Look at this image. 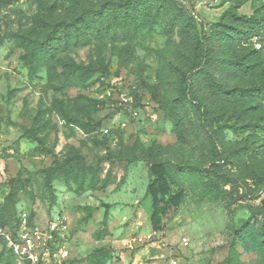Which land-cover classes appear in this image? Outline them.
Listing matches in <instances>:
<instances>
[{
  "label": "rangeland",
  "instance_id": "obj_1",
  "mask_svg": "<svg viewBox=\"0 0 264 264\" xmlns=\"http://www.w3.org/2000/svg\"><path fill=\"white\" fill-rule=\"evenodd\" d=\"M77 1L0 0V225L60 214L77 264H264V0Z\"/></svg>",
  "mask_w": 264,
  "mask_h": 264
},
{
  "label": "built area",
  "instance_id": "obj_2",
  "mask_svg": "<svg viewBox=\"0 0 264 264\" xmlns=\"http://www.w3.org/2000/svg\"><path fill=\"white\" fill-rule=\"evenodd\" d=\"M254 47L261 49L256 39ZM105 96L111 98L112 90L107 89ZM117 99L121 104L131 102L126 93H120ZM108 132L107 128L103 130L104 134ZM71 237L70 224L60 214L49 217L45 224H37L27 212H21L15 227L0 228V239L17 264H77L72 255ZM182 245L188 246V241L182 239Z\"/></svg>",
  "mask_w": 264,
  "mask_h": 264
},
{
  "label": "trees",
  "instance_id": "obj_3",
  "mask_svg": "<svg viewBox=\"0 0 264 264\" xmlns=\"http://www.w3.org/2000/svg\"><path fill=\"white\" fill-rule=\"evenodd\" d=\"M75 3L76 5H78L80 8H82V4L80 2H78L77 0H75ZM254 39H256V41L258 43L261 44V42L259 41L258 39V36L257 35H250L249 37V42L252 44V48H253V52H259L261 49H262V44H261V49L260 50H256L255 47H254ZM199 69V66L198 68L194 69L193 72H195L196 70ZM262 88L264 89V86H262ZM195 109L196 111L198 112V114L200 115V117L203 116V112H202V108H201V105H196L195 106ZM56 163H54V166H55ZM212 166V169L214 170V172H216V174H218L219 177H222V178H227L229 179V177H227L226 175L222 174V173H219L218 171H216L215 167L213 166V164L211 165ZM53 170V168H48L46 170V173H48L50 175V172ZM29 214V213H28ZM18 216V215H17ZM53 216V215H52ZM29 217H30V220H34L33 216L31 214H29ZM51 217V216H50ZM17 224V217L15 218L14 222L12 224H8V225H0V228H13L15 227V225ZM1 243L4 245L3 241L0 239ZM5 247V245H4ZM6 249V248H5ZM6 253L16 262V260L14 259V257L10 254V252L6 249ZM74 262H76V260L74 259ZM17 263V262H16Z\"/></svg>",
  "mask_w": 264,
  "mask_h": 264
}]
</instances>
